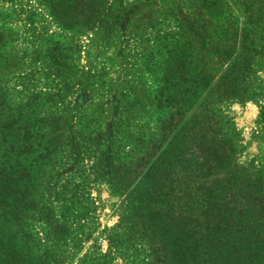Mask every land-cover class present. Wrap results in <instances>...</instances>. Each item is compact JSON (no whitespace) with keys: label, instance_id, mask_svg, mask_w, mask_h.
<instances>
[{"label":"rangeland","instance_id":"obj_1","mask_svg":"<svg viewBox=\"0 0 264 264\" xmlns=\"http://www.w3.org/2000/svg\"><path fill=\"white\" fill-rule=\"evenodd\" d=\"M120 2L129 10L143 8L126 38L121 24L110 30L104 23L77 35L71 20L52 23L49 7L0 0V12L6 13L0 26L15 33L3 32L0 55L23 49L26 41L30 50L42 31L57 42L45 64L57 67L58 85L47 78L28 82L30 59L24 72L13 67L8 76L14 92L21 89L22 75L30 93L42 94L43 101H31L30 115L45 118L62 135H52L54 150L41 186L47 188L44 199L60 207L58 221L72 232L59 248L63 264H146L138 247L125 246L129 234L118 237L129 193L149 165L174 154L173 143L207 104L234 129L243 172L264 171V0ZM5 59L0 56V73ZM169 123H175L171 131L165 129ZM111 127L109 170L105 134ZM174 169L169 176L181 193L169 200L182 204L187 186L179 167ZM35 189L34 196L41 191Z\"/></svg>","mask_w":264,"mask_h":264},{"label":"trees","instance_id":"obj_2","mask_svg":"<svg viewBox=\"0 0 264 264\" xmlns=\"http://www.w3.org/2000/svg\"><path fill=\"white\" fill-rule=\"evenodd\" d=\"M1 2L22 7L34 3L42 10L49 7L52 23L71 20L77 35L100 24L110 30L121 24L125 38L139 23L143 9L129 10L120 0ZM5 14L0 12V19ZM32 19L27 20L33 24ZM179 22L184 29V22ZM3 32L15 35L10 27L0 26V41ZM52 40L42 31L30 50L26 41L23 49L10 48L0 55L6 57L0 73V264H63L59 248L72 233L67 224L58 221L60 207L44 199L47 188L41 186L44 167L54 150L52 135H62L52 132L45 118L30 115L31 101H43L42 94L30 93L22 75L17 82L21 89L14 92L8 76L13 67L20 73L27 67L28 82L47 78L58 85L57 67L50 69L45 64L56 51L57 42ZM9 42L13 44V37ZM13 55L14 61H9ZM26 59L30 60L25 67ZM173 126L175 123H169L165 129L171 131ZM110 130L105 134L109 143L105 168L112 170V127ZM173 145L174 154L156 159L130 191L119 239L129 234L125 246L138 247L146 264H264V171L251 176L237 164L236 138L229 120L207 104L191 116L185 134ZM176 167L187 186L182 204L169 200L181 193L175 192L169 176ZM36 187L43 192L34 196ZM58 197L57 193L53 201L58 202Z\"/></svg>","mask_w":264,"mask_h":264}]
</instances>
